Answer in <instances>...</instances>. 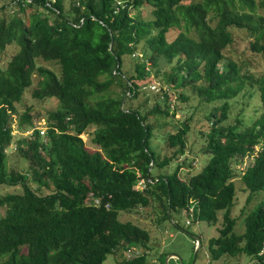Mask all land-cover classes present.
<instances>
[{"label":"trees","instance_id":"obj_1","mask_svg":"<svg viewBox=\"0 0 264 264\" xmlns=\"http://www.w3.org/2000/svg\"><path fill=\"white\" fill-rule=\"evenodd\" d=\"M15 1L19 8L8 15L0 7V54L18 46L0 67V186L21 191L0 196V264H103L119 249L118 264H149L150 232L119 215L154 200L164 207L163 220L187 211L216 224L223 211L210 256L246 255L264 264V199L245 216L243 233H235L232 216L236 177L249 192L247 203L264 190V73L249 57L226 54L237 28L250 33L249 53L264 55V14L256 0H70L68 7L65 0ZM29 8L36 11L26 20L21 14ZM128 57L131 73L124 69ZM34 75L40 79L32 96L59 105L48 115L46 133L30 109L20 115L19 126L32 129L16 146L28 163L24 172L8 165L7 148L16 104ZM152 75L165 83L162 103L158 95L148 109L134 107ZM252 88L260 101L254 120L224 124L231 101L251 96ZM187 92L217 102L206 115L209 160L188 180L180 176L183 164L156 175L154 169L187 149L188 121L166 137L177 148L171 157L161 159L150 146L153 130L167 124L159 122L175 113L173 98L187 101ZM93 126L94 149L81 136ZM245 157L252 163L240 170ZM141 179L144 188L137 187ZM134 247L141 251L128 257Z\"/></svg>","mask_w":264,"mask_h":264},{"label":"rangeland","instance_id":"obj_2","mask_svg":"<svg viewBox=\"0 0 264 264\" xmlns=\"http://www.w3.org/2000/svg\"><path fill=\"white\" fill-rule=\"evenodd\" d=\"M264 0H256L258 5L257 12L264 14V8L260 6V3ZM70 0H65V5L68 7ZM6 6V14L11 13L14 8L18 9L17 1L15 0H0V7ZM152 7L146 5L144 11L147 15L150 14ZM35 9H27L22 12V16L27 20ZM235 35V41L229 49L226 50V54H233L235 58L249 57L251 65L255 67L256 72L261 74L264 73V55L249 53L247 50L248 43L250 41V33L244 29H232ZM18 50L17 45L7 47L2 54H0V67L5 68L8 65L10 57ZM138 54H140L138 52ZM42 62L43 65L53 67L58 70V66L53 62ZM126 71L134 72V60L132 58L125 59ZM39 76L34 75L33 85L27 89L21 102L16 104L17 112L14 114V121L12 122L14 139L12 144L7 148L8 154V165L13 169H21L26 172L28 168L27 161L21 157L16 149L18 140L23 137L30 135L32 129H22L19 126L20 115L30 109V113L33 116L35 123H37L40 131L47 130L48 115L51 111L56 109L59 102L56 98H45L36 99L32 96L33 90L37 87ZM148 84L145 85L141 90V94L137 99L131 101V104L136 107L140 105L144 109H148L156 97L161 98L160 83L165 85L160 78L152 75L149 79ZM165 88V86H164ZM120 88L115 87V90ZM173 94V93H172ZM189 98L187 101L174 99L172 104L175 109L174 115L171 114L169 118L162 119L159 123L166 121L164 127H157L153 130L150 146L152 149L157 151L160 158L171 157L176 147H172L166 137L169 134L177 133L182 123L188 121L190 131L187 134V149L184 154H179L176 161L165 168L154 169L153 173L158 175L161 173L171 174L176 170L179 164H183L184 167L180 171V176L188 180L194 173L199 172L208 162L209 153L203 151L207 145L208 138L206 136L208 128V119L206 118L207 113L215 103H207L202 101L197 95H190L187 92ZM148 95V96H147ZM178 96V93H177ZM149 97V101L146 98ZM162 103V98L159 101ZM232 109L229 112L228 118L224 124L236 123V119L240 117L244 120L245 125L251 123L260 112V101L259 93L256 89L252 88L251 96L239 95L232 101ZM259 111V112H258ZM174 112V109L171 113ZM152 122L155 119H151ZM94 126L90 128L87 133L82 134V138L86 141V145L89 148H95V144L92 142V135L94 132ZM205 131V132H201ZM46 138V134H42ZM258 149V146L256 147ZM252 163L250 157L243 159V164L240 170L246 169L248 165ZM158 171V172H157ZM236 186V196L234 206L232 210V216L236 218L235 233L240 234L245 231V216L251 211L259 201L264 199V190L257 193V196L253 195L252 200L247 203L246 199L249 192L245 191V185L241 180L240 176L234 179ZM36 187L35 184H32ZM143 187V184H141ZM20 186H0V196L9 192H20ZM163 206L159 201H152L149 206L134 209L132 211L121 212L119 215L122 221H131L135 224L146 228L151 235L149 242V264H254L256 261L246 255H240L236 257H224L220 260L214 259L210 256L209 252V240L220 235V228L223 226V211L219 212V221L216 224H211L205 220H199L193 216L192 212L177 211L173 212L172 216L166 220H163ZM159 221H162L158 223ZM201 243V247L200 244ZM140 252L141 249H138ZM123 249H119L117 253L109 254L103 264H118L122 259ZM163 257V261L162 260Z\"/></svg>","mask_w":264,"mask_h":264},{"label":"built area","instance_id":"obj_3","mask_svg":"<svg viewBox=\"0 0 264 264\" xmlns=\"http://www.w3.org/2000/svg\"><path fill=\"white\" fill-rule=\"evenodd\" d=\"M42 133H44L42 131ZM141 184H143V187H141ZM138 188H144L145 187V181L144 179H141L137 185ZM96 202L98 203L99 202V199L96 200ZM136 254H139V251H138V248H130L127 252H126V255L128 257H134ZM260 256L264 255V246L263 248L261 249L260 253H259Z\"/></svg>","mask_w":264,"mask_h":264},{"label":"water","instance_id":"obj_4","mask_svg":"<svg viewBox=\"0 0 264 264\" xmlns=\"http://www.w3.org/2000/svg\"><path fill=\"white\" fill-rule=\"evenodd\" d=\"M199 244H200V242H199Z\"/></svg>","mask_w":264,"mask_h":264}]
</instances>
